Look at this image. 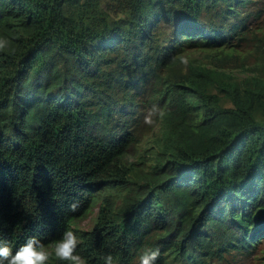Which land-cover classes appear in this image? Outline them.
<instances>
[{
	"label": "trees",
	"instance_id": "16d2710c",
	"mask_svg": "<svg viewBox=\"0 0 264 264\" xmlns=\"http://www.w3.org/2000/svg\"><path fill=\"white\" fill-rule=\"evenodd\" d=\"M263 25L264 0H0V238L51 253L68 229L86 264H137L152 246L156 264L251 253L264 241ZM201 48L208 62L181 59ZM241 56L255 61L226 66Z\"/></svg>",
	"mask_w": 264,
	"mask_h": 264
},
{
	"label": "clouds",
	"instance_id": "9594fccd",
	"mask_svg": "<svg viewBox=\"0 0 264 264\" xmlns=\"http://www.w3.org/2000/svg\"><path fill=\"white\" fill-rule=\"evenodd\" d=\"M4 46V42L0 41V47ZM183 59V58H182ZM156 105L144 115L145 124H152V111L156 109ZM158 115H162L161 112ZM77 236L68 229H65L60 237L55 240L51 253L45 248L41 240L36 236L27 238L19 247L13 250L6 239L0 238V264H48L51 256L62 264H85L82 257L76 254ZM160 249L158 247H150L147 250L138 252L137 264H156ZM104 264H117L112 254L103 256Z\"/></svg>",
	"mask_w": 264,
	"mask_h": 264
},
{
	"label": "rangeland",
	"instance_id": "374dc122",
	"mask_svg": "<svg viewBox=\"0 0 264 264\" xmlns=\"http://www.w3.org/2000/svg\"><path fill=\"white\" fill-rule=\"evenodd\" d=\"M177 27V23H163L162 26L159 28V33L161 35L162 43L165 45L169 42L170 39L173 38L175 29ZM264 27V25H263ZM195 53H186L181 56V59L183 58L186 62L190 59H197L198 61L202 63L208 62V58H205V50L196 49L193 50ZM249 54V53H246ZM182 59V60H183ZM216 59L211 61L209 65L214 63ZM255 61L254 57H251L247 59L246 57L241 56V58L236 59L234 58L231 62L226 63V66L230 67L232 70L236 71L237 73L243 72V66H251L252 63ZM97 209H95L96 211ZM95 213V212H94ZM93 214L89 215L85 219H82L80 221V225L84 228H89L92 226L93 223ZM256 248L253 249L251 253H244L240 250H234L231 253L227 255L226 258L223 260L217 261L215 264H264V241H260L255 244ZM50 251V250H48ZM86 264V263H85ZM175 264H181V261H177Z\"/></svg>",
	"mask_w": 264,
	"mask_h": 264
}]
</instances>
